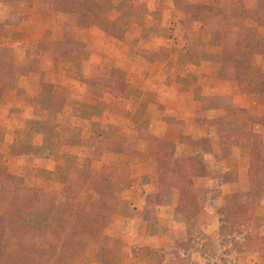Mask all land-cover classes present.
<instances>
[{
	"label": "rangeland",
	"instance_id": "rangeland-1",
	"mask_svg": "<svg viewBox=\"0 0 264 264\" xmlns=\"http://www.w3.org/2000/svg\"><path fill=\"white\" fill-rule=\"evenodd\" d=\"M216 1L131 0L134 13H141L144 19L142 24H135L117 19L120 13L117 0H102L92 6L97 19L86 27H79L76 25L78 14L53 10L52 0H0V43L13 51V78L7 80L0 106L2 162L19 184L35 188L54 215L60 214L64 201L62 195L53 194L56 183L52 173L55 175L58 163L72 162L70 156H75L76 165L88 159L92 168L107 163L124 165L129 179V184L120 191L124 206L112 216L100 237L102 245L113 247L109 264H130V257L144 259L142 247L163 250L161 253L165 256L161 264H264V244L254 242L250 236L243 238L251 231L263 232L264 182H259L258 188L249 187L248 183L239 184L236 192L223 200L225 204L217 206L222 231L218 227L214 233L204 234L202 226L206 220L201 208L216 205L215 198L221 191L219 182L210 181L208 187L204 184L210 178L225 181L235 176H221L218 167L204 163L206 173L201 176L209 175L208 179L199 180L197 176L185 179L186 185L205 190L198 195L197 223L189 226L185 215L174 211L178 190L167 186L160 197L154 188L157 169L174 165L181 156L198 155L202 159L203 155L188 154L191 149H183L178 141L173 142L174 154L163 157L158 151L148 150L143 140V136L148 135L165 139L155 133L150 119L160 123L168 119L165 113L171 110L169 103H173L176 85L185 80L192 85L198 67L199 71H206L202 73L205 81L210 82V78L233 81L240 92L247 91L245 82L230 78L232 67L192 56L183 47L187 37L200 36L201 41L208 38L201 22L191 18L190 3ZM242 1L250 5L257 2ZM246 23L250 36L264 40V14ZM49 39L82 43L80 63L55 65L47 48ZM210 51L218 52L220 48ZM257 58L258 69L264 72V51L253 60ZM153 59L156 61L151 62ZM128 70L136 74H129L135 81L141 82V86L134 82L127 86L128 90L132 89L131 94L140 95L137 98L125 96L127 90L123 88L121 71L128 74ZM108 76L112 79L110 83L97 80ZM209 82L203 81L212 88ZM107 85L109 88H105ZM195 91L199 101H204L206 97L200 94V89L195 88ZM162 102L165 108L158 105ZM202 103L204 106L205 102ZM210 104L224 105L228 116L235 121L244 120L248 129L264 128V119H247L242 108L233 106L226 98H215ZM232 118L228 117V122ZM261 135L253 136V171L257 172L261 169L256 160L262 157ZM184 140L191 144L193 138ZM194 143L207 151L206 141ZM226 151L229 156V150ZM62 154L68 157L63 158ZM218 155L214 154L215 159ZM237 203L249 204L254 217L240 224L242 232L239 233L234 226L229 227L231 219L237 217L234 208L228 219L226 213L218 211L220 207ZM7 208V204L0 202V214ZM89 255L91 257L93 251Z\"/></svg>",
	"mask_w": 264,
	"mask_h": 264
},
{
	"label": "trees",
	"instance_id": "trees-1",
	"mask_svg": "<svg viewBox=\"0 0 264 264\" xmlns=\"http://www.w3.org/2000/svg\"><path fill=\"white\" fill-rule=\"evenodd\" d=\"M100 1L52 0L51 4L53 10L77 13L76 25L86 27L97 19L92 6ZM130 1L117 0L116 7L120 11L117 19L141 23L143 15L134 13ZM189 9L191 18L201 22L208 38L201 41L200 36L187 37L183 46L187 52L232 67L230 78L245 82L248 93L264 92V72L253 63V57L264 51V40L250 36L246 27L248 20L264 14V0H257L254 5L245 4L242 0L198 2L190 3ZM82 47V43L74 40H47V48L51 51L55 65L79 64L78 56ZM214 47H219L220 51H210ZM12 63V49L0 43V106L7 80L13 78ZM121 72L127 96L132 90H128L127 86H132V83L128 74ZM110 76L118 82L116 77ZM111 77H98L97 80L110 83ZM105 88H109V85ZM135 91L138 92L136 87ZM143 140L148 150L158 151L163 157H170L175 152V145L171 141L154 135L143 136ZM64 156L68 157L61 155ZM70 157L72 162L61 161L55 166V175L52 173V180L56 183L53 194L64 198L62 211L54 215L47 201L35 188L17 182L16 177L8 172L0 155V202L8 205L7 211L0 214V264H83L91 260L96 264H109L113 247L102 245L100 237L112 216L124 203L120 191L129 184L127 168L109 163L92 168L88 159L76 165V157ZM256 160L260 166L262 159ZM252 172L257 171H253L252 167ZM205 173L206 166L198 155L178 157L174 165L157 169L154 188L158 195L162 197L167 186L177 189L174 211L184 214L186 222L192 227L196 225L200 213L198 195L205 190L186 185L185 179ZM248 205L229 204L220 207L218 211L226 213L228 219L231 208H234L237 217H233L228 226H234V230L239 233L242 232L240 224L254 218L253 208L251 211ZM221 229L223 224L219 227ZM249 236L254 242L264 244V228L262 233L251 231L243 238ZM90 251H93L91 257ZM161 252V249L142 247L146 264H161L165 256Z\"/></svg>",
	"mask_w": 264,
	"mask_h": 264
},
{
	"label": "crops",
	"instance_id": "crops-1",
	"mask_svg": "<svg viewBox=\"0 0 264 264\" xmlns=\"http://www.w3.org/2000/svg\"><path fill=\"white\" fill-rule=\"evenodd\" d=\"M143 22L144 19L141 23L135 24H142ZM257 60L258 58L253 60L255 66H257ZM155 61L156 59H153L151 62ZM199 68L200 67H198L197 71L198 75L194 74V82L192 85L188 83V80H185L182 84L178 83L176 85L173 92V103H169L171 110L165 113V116H167L168 119H165L161 123L160 121L158 122L150 119L151 122L149 123L151 126H154L155 133L158 136L172 142L181 141L180 146H182L183 149H191L188 154H202V161L207 165H215L218 167L217 170L219 175L227 177L232 174V176H235L233 179H226L225 181H216L218 179L215 180V178H210L204 184L206 187L210 186V181L219 182L221 184V191H219L218 197L215 198L216 205H205L201 208L202 215L206 220V224L202 226V231L204 234H212L214 231L218 230L220 222L217 213V206L225 204L223 203V200L226 199L228 194L236 192L239 184L248 183L249 187L252 186L258 188V183L264 182V161L260 164L261 169L258 172H252V167L255 164V157L254 155L252 156V149L254 150L253 136H256L258 133L262 134V151H260L262 157L258 158L264 159V128L260 127L259 129H256L255 127H252L251 129H248L246 128L244 120L238 119L235 121L232 116H228L227 110L223 107L224 105L215 107L211 106L210 103L215 98L218 100L220 97L226 98L227 102H233V106L241 107L247 115V119L260 118L263 120L264 92H240L235 82H222L218 81V78H214L213 80L210 78V82L208 80L205 81L206 78H202V73H205L206 71L201 69L199 71ZM209 70H212V68H209ZM130 73L136 75L134 72L128 70L130 82H134V84L141 86V82L135 81L134 76L129 75ZM203 81L213 84L212 88H210L211 85H206ZM172 88L173 87H171V89ZM195 88L200 89V94L203 97H206L204 101H202L205 102L204 106H202L203 103L197 98ZM127 96L137 98V96L140 95L138 94L136 96L129 94ZM158 105H162V108H165L164 102ZM166 111L167 109L165 112ZM228 117L232 118L230 122H228ZM210 120L213 121L211 122ZM158 123H160V125H158ZM201 137H205L203 141L207 142V151H203L204 148L196 144L198 142L194 143L195 141L203 142L202 139H200ZM189 138H193L191 144H188V140H184ZM230 138H235V140L229 141ZM226 141L228 142L227 145L225 144ZM228 145H231L232 147L230 146L231 148H229ZM226 150H229V156L227 155ZM214 154H219V157L215 159ZM229 171L231 172L229 173ZM208 176H197L196 179H208ZM233 186H235L234 189ZM229 187L230 191L228 190ZM248 189L245 190L247 191ZM261 192H263V190L260 191V193ZM216 235H218V233ZM153 237H155V235ZM130 262V264H145L144 259L138 257H130Z\"/></svg>",
	"mask_w": 264,
	"mask_h": 264
}]
</instances>
